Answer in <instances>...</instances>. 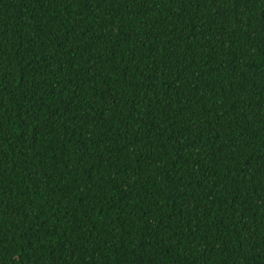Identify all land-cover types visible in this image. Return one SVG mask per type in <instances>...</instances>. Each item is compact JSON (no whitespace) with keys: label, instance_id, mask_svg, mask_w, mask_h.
I'll return each mask as SVG.
<instances>
[{"label":"trees","instance_id":"16d2710c","mask_svg":"<svg viewBox=\"0 0 264 264\" xmlns=\"http://www.w3.org/2000/svg\"><path fill=\"white\" fill-rule=\"evenodd\" d=\"M0 264H264V0H0Z\"/></svg>","mask_w":264,"mask_h":264}]
</instances>
